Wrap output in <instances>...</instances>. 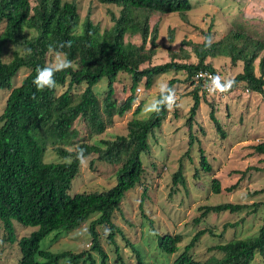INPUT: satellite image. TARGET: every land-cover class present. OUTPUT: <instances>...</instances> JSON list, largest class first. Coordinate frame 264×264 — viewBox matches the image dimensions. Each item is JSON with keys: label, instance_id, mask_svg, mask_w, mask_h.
<instances>
[{"label": "trees", "instance_id": "trees-1", "mask_svg": "<svg viewBox=\"0 0 264 264\" xmlns=\"http://www.w3.org/2000/svg\"><path fill=\"white\" fill-rule=\"evenodd\" d=\"M34 1L35 5L32 6L31 0H0V92H10L6 102L10 117L5 110L0 116V123L6 121L7 127L0 138V231L6 232L7 242L15 243V221L24 227L38 225L41 230L19 242L24 250V264H35L34 249L40 248L44 237L51 232L56 233V238L68 234L97 214L99 217L91 223L89 251L78 255L71 251L60 254L47 251L49 261L44 264H97L94 253L107 257L99 228L106 230L109 227L111 233L105 239L116 246V251L122 250L116 240L120 235L126 241V250L130 249L139 257L138 264H144L141 259L143 250H137L113 220L126 193L141 182L145 168L140 154L148 150V134L161 125L168 109L162 107L148 118L139 119L148 101V98L142 99L141 105L135 108L134 117L127 124L128 136H117L111 140L106 136L108 126L113 125L115 117H122L132 110L138 97L137 87L147 92L164 74L187 76L184 79H171L168 83L170 88L181 83L195 84V77L201 71L219 76L212 62H207L208 59L222 58L233 65L243 64L242 72L231 77L234 84L228 93L245 84V88L252 93L264 95V39L255 37L243 28H232L222 39L214 41L211 31L215 24H212L205 33L206 38L212 40L211 46H206L205 41L197 44L185 41V45H192L191 53L172 52L170 61L155 65L156 56L161 54L157 50L159 25L153 23L156 15L177 13L186 19V14L193 9L191 0H96L100 4L119 8L118 12L110 10L112 25L104 29L99 22L91 19L90 14L81 20L75 0ZM170 38L174 40L173 32ZM60 44L65 47L59 49ZM49 46L63 51L73 66L55 72V89L40 91L33 81L38 68L51 66L48 64V54L55 53L49 51ZM6 47L13 48L9 62L3 58ZM192 58L196 62H190ZM22 70L30 72L20 86L14 87L13 81ZM121 77L125 82H119V85L127 94L126 98L115 96L114 83ZM103 79L109 80V91L101 99L93 88ZM202 81L192 92L198 104ZM66 82H70V90L74 85L78 88L87 85L74 95L71 104L67 93H59ZM224 82L222 79L221 83ZM160 96L161 93L158 99ZM195 115L196 108L191 112L189 124ZM11 119L13 126L7 124ZM77 119L80 120L76 122ZM213 120L218 132L226 138L214 116ZM190 137L193 144L195 138L192 133ZM78 144L77 149H84L87 157L96 154L99 159L125 161L115 187L101 194L84 193L74 197L69 194L71 179L78 164L65 161L75 156L76 152L69 149ZM51 146L64 162H45ZM255 150L264 154V144L257 145ZM200 165L203 171H212L203 149H200ZM173 184L174 187L185 184L182 167L174 174ZM235 186L226 191L232 192ZM212 191L214 194L222 192L218 179L213 180ZM147 192L148 189H145L142 195L141 209ZM262 192L256 191L251 196ZM260 206H264V202L253 203L252 206L234 203L206 205L200 207L201 214L195 222L199 224L204 219L225 213L236 214L248 207H254L252 212H257ZM239 224L227 223L225 229L237 228ZM205 235H215L214 230L207 228L198 231L173 264H252L258 254L264 256V219L257 235L245 239L233 238L216 245L209 249L212 256L200 261L193 249L195 243ZM180 242L181 235H163L159 238V248L163 252L176 253ZM119 258L122 260L121 255Z\"/></svg>", "mask_w": 264, "mask_h": 264}, {"label": "rangeland", "instance_id": "rangeland-1", "mask_svg": "<svg viewBox=\"0 0 264 264\" xmlns=\"http://www.w3.org/2000/svg\"><path fill=\"white\" fill-rule=\"evenodd\" d=\"M78 3V11L81 20L88 14L91 19L100 23L102 29L111 26L112 12H118L119 8L112 5L100 4L96 0H75ZM193 9L186 14V19L179 14L156 15L153 23L159 26L157 50L161 54L155 58L154 63L162 64L170 61L172 52L187 51L191 53L192 45L184 44L190 42L197 44L205 41V33L212 24V40L219 41L232 28H243L255 37L264 39V0H191ZM31 5L35 1L31 0ZM90 11V12H89ZM160 19L159 21H157ZM173 32L174 40L170 35ZM128 40L129 37H126ZM13 48L6 47L3 58L6 62L12 59ZM48 64L56 63L55 54H48ZM190 62H196L192 58ZM212 62L218 75L227 81L242 72L243 64L233 65L228 59H208ZM259 62V61H258ZM29 70H22L15 78L19 86L23 79L28 76ZM186 75L168 73L155 81L154 87L140 94L143 100L148 98L139 119L148 118L153 112L145 109L153 101L158 99L160 85L167 84L171 79H184ZM124 83L125 79L118 78L117 83ZM107 83L97 87L101 92L105 91ZM130 87V86H128ZM120 85L118 84V90ZM175 91L178 97L175 107L170 112L167 121H163L162 127L157 129L150 139L151 152L147 156L142 155L145 173L139 185L126 194L120 210L114 214L113 222L121 228L126 238L141 249V259L144 264H173V261L192 242L198 231L213 229L215 235L203 236L194 245V255L200 261H206L212 256L209 251L212 247L235 239H245L258 234L263 225L264 206H260L257 212H252L254 207L243 209L236 214L225 213L222 216H212L209 220H202L199 224L195 219L200 217V207L206 205H218L224 203L245 204L252 206L253 203L264 202V154H260L255 147L264 143V95L247 92L245 84L231 94L219 96L214 94L204 103L198 117L203 115L205 107L211 110L216 108L218 118L224 133L223 138L218 133L216 126L209 118L205 117L204 126L198 123L196 126V140L190 145L186 122L193 100L190 96L193 89L191 84H177ZM10 92H0V109L5 107V99ZM185 96H190L183 99ZM124 97V96H121ZM102 99L103 96H100ZM4 102V105H3ZM209 102V105H208ZM140 101H137L138 105ZM129 112L123 119L117 118L113 127L106 130L107 138L114 139L117 136L127 134V124L133 117V111ZM1 114V113H0ZM200 149L205 151L206 157L212 166V171L206 173L200 166ZM51 156V155H50ZM89 167V164H88ZM182 167L185 184L174 187L173 176ZM119 166L108 167L97 165L95 171L90 175L85 169V178H80L77 186V177L73 181L70 195L76 192L92 193L101 190L107 191L117 184L116 172ZM116 179V180H115ZM218 179L222 184L221 194L212 192V182ZM236 185V186H235ZM235 186L232 192L227 188ZM110 187V188H109ZM104 189V190H102ZM148 189L143 209L140 208L144 190ZM263 191L251 196V193ZM89 220L79 229L68 234H61L54 241V234L45 238L41 246L48 243L47 249L53 253L71 251L80 254L91 245ZM227 223H240L237 228H227ZM3 230V229H2ZM36 228H26L15 221V232L17 239L29 237ZM101 233V244L107 252V264H138V258L130 249L126 250L125 240L118 235L117 244L122 248L116 251L105 237L111 233V229L99 228ZM181 235L182 242L179 243L177 255H166L164 261L159 259L161 254L156 242L162 235ZM6 232L0 231V264H14L19 255L16 245H10L7 241ZM158 238V239H157ZM120 248V249H121ZM120 253V254H119ZM121 255L122 260L119 258ZM97 264H101L99 255H95ZM252 264H264V256L258 254Z\"/></svg>", "mask_w": 264, "mask_h": 264}, {"label": "clouds", "instance_id": "clouds-1", "mask_svg": "<svg viewBox=\"0 0 264 264\" xmlns=\"http://www.w3.org/2000/svg\"><path fill=\"white\" fill-rule=\"evenodd\" d=\"M205 42H206V46H211V43H212V40L210 39V38H205ZM68 46H70V42H69V44H68ZM59 49H63L64 47H65V45L64 44H60L59 46ZM49 51L50 52H53L54 51V53H55V58H56V63L54 64V65H52V66H44L43 68H38L37 69V75H36V77H35V79H34V81H33V83L35 84V86H36V88H37V90H40V91H42V90H44V89H55L56 87H57V84H56V81H55V79H54V76H55V72H57V71H62V70H65V69H68V68H70V67H72L73 65H72V62L71 61H69V60H67V58H66V54L63 52V51H59V50H54L53 48H52V46H49ZM28 53L30 54L31 53V49H29L28 50ZM175 53H178V52H175ZM159 55H157L156 56V58L158 57ZM157 63H155V65H156ZM200 74H203V76H200ZM205 74H207V75H205ZM208 74H212V77H208ZM17 77V76H16ZM202 80H204V81H202ZM221 80H222V77H220V76H215V75H213V73H211V72H208V71H201L199 74H197L196 75V77H195V84H191L192 85V87H193V89H192V91H191V94H190V96H191V98H192V102H193V106H192V108L190 109V112H189V116H188V120H187V122H186V128H187V130H188V137H189V140H190V145L192 146L193 144H191V137H190V134L192 133L193 134V136H194V138L196 137V126H198V123H200V124H202V126H204V121H205V117L206 118H209L211 121H212V124L214 125V126H216V130H217V132H218V128H217V125H216V122L213 120V116L215 117V119H216V121L217 122H219V125H220V127H221V129L223 130V132H224V129L222 128V126H221V123H220V120H219V118H218V112L219 111H216V108H212L211 110H209V108H207V106L205 107V112H204V116L203 115H201V116H199L198 117V111H201V107H202V105L204 104V103H207V101H208V99L210 100V97H212L214 94H217V95H219V96H223V95H228V94H231L234 90H236L237 88H235L232 92H229L228 93V91L233 87V84H234V81H232V80H227V81H225L224 83H221ZM200 81H202L203 83V86H201L200 88H201V90H200V92H199V95H200V103L198 104L197 102H196V100H195V98H194V96H193V94H192V92H193V90L195 89V87L196 86H198V83L200 82ZM14 82V87L15 86H18L17 84H16V82H15V80L13 81ZM103 83H107V85L105 86V91H103V92H101V93H103V94H98L96 91H99L98 89H97V87L99 86V85H101V84H103ZM118 84L119 83H114V88H115V96H117V97H121V96H124V98H126V96H127V94L123 91V88L122 87H120V89L118 90ZM21 85V84H20ZM19 85V86H20ZM70 82H66L65 83V85H62L61 87H60V89H59V93L60 94H68V102L71 104L72 103V101H73V98H74V95H76L77 94V92L78 93H80L81 91H83L85 88H86V86L87 85H82V86H80L81 88H78L77 86H73V88L70 90L69 88H70ZM160 87V92H161V96H160V98L159 99H157V100H155V101H153L150 105H148L147 107H146V111L147 112H159L160 110H161V108L162 107H166L167 109H168V112H167V114H166V116H165V118L162 120V123H163V121L165 120V121H167L168 120V118L170 117V112L169 111H171V110H173L175 107H180L181 105L180 104H178L177 103V101H178V97H177V94H176V91H175V89L174 88H170L167 84H162V85H160L159 86ZM247 89V88H246ZM93 90L95 91V93L98 95V97H100V96H104L108 91H109V80L108 79H103L100 83H98L96 86H94V88H93ZM143 91L144 90H142V88L140 87H137L136 88V96H138L137 97V99H136V101H135V103H134V105H133V108H134V106H135V108L136 107H138V106H140L141 104V101H142V97L140 96V94L141 93H143ZM247 92H251L250 90H246ZM10 94V93H9ZM190 96H185L183 99H185V98H187V97H190ZM8 99V98H7ZM7 99H5V101L7 102ZM137 101L139 102L140 101V103L138 104V105H136L137 104ZM3 105H4V102H3ZM208 105H209V102H208ZM146 106V105H145ZM133 108H132V110H133ZM196 108V115H195V117L193 118V120H192V123H190L189 124V119H190V117H191V112L194 110ZM5 110V112L8 114V116L10 117V115H9V111L7 110V108H6V103H5V107H2L1 109H0V116H2L3 115V111ZM131 110V111H132ZM136 109H134V111H135ZM131 111H128V112H126L122 117H115L114 118V122L116 121V119L117 118H119V119H123L129 112H131ZM134 111H133V117H134ZM132 117V118H133ZM131 118V119H132ZM16 119V118H15ZM80 119H77L76 120V122H78ZM162 123H161V125L160 126H158V127H155L149 134H148V137H147V140H146V142L148 143V150L147 151H145V152H142L141 154H140V160H141V162H142V165H143V167H144V162L142 161V155L143 154H146L147 153V156L150 154V152H151V147H152V145L150 144V139L153 137V136H155V134H154V132L157 130V129H159V128H161L162 127ZM5 124H6V121H4V122H1L0 123V138H2L3 137V132H4V130L7 128H5ZM7 124H11L12 126H13V120L11 119V121L10 122H8ZM8 125V126H9ZM113 125H114V123H113ZM113 125H111V126H108V128L109 127H113ZM107 128V129H108ZM128 129H127V134L126 135H122V136H128ZM219 133V132H218ZM116 138V137H115ZM114 138V139H115ZM109 139H111V138H109ZM111 140H113V139H111ZM195 140H196V138H195ZM195 140H194V142H195ZM261 144H264V143H261ZM78 146H79V144L78 145H75V147H73V148H71V149H69L71 152H76V154H75V156H73V157H71V158H69L68 160H64V159H61V158H59V156H57L56 155V151H55V148L53 147V146H51V151H50V154H49V157H48V159L45 161L46 163H49V162H67V163H72V164H78V167H77V171L75 172V173H73L74 174V177L71 179V187H70V189H69V194H70V191H71V189H72V185H73V181L76 179V177H77V186H78V188L76 189V190H78L79 189V184H78V181L80 180V178H84V179H86L85 178V169H87L88 170V172H89V174L91 175L94 171H95V166H96V164L99 166V165H102V166H105V167H108L109 165L111 166H113V165H116V166H119V169L117 170V172H116V179H117V183H118V173H119V170L121 169V168H123L124 167V165L126 164L125 163V161H122V162H118V161H115V160H112V159H106V158H104V159H99V157L96 155V154H93V155H91V156H89V157H87V156H85V150L84 149H77L78 148ZM51 155V156H50ZM125 157V156H124ZM125 159H127V161L129 162V159L128 158H126L125 157ZM88 164H89V167H88ZM201 166V165H200ZM145 168V167H144ZM207 173V172H206ZM115 179V180H116ZM141 180H142V178H141ZM185 183H186V180H185ZM117 185V184H116ZM115 185V186H116ZM139 185V184H138ZM137 185V186H138ZM115 186H113V187H115ZM136 186V187H137ZM112 187V188H113ZM110 188V187H109ZM111 188V189H112ZM76 190H75V195H80V194H84L85 192H76ZM102 190H104V189H102ZM110 190V189H109ZM101 190H99V191H97V192H92V193H96V194H101V193H103V192H100ZM108 191V190H107ZM104 192H106V191H104ZM213 192V191H212ZM127 193H129V192H127ZM126 193V194H127ZM214 193V192H213ZM88 194H91V193H88ZM221 194V193H220ZM74 195V196H75ZM74 196H72V197H74ZM126 196V195H125ZM123 202V201H122ZM122 204V203H121ZM99 217V215H93L89 220H93V221H95L97 218ZM88 220V221H89ZM88 221H86V222H84L83 224H85V223H87ZM92 221V222H93ZM91 222V223H92ZM82 224V225H83ZM81 225V226H82ZM80 226V227H81ZM80 227H78V228H76V229H74V230H77V229H79ZM26 228H36V230L35 231H33L32 233H31V235L29 236V237H27V238H30L31 236H32V234L33 233H35V232H37V231H39V230H41V228L38 226V225H35V226H29V227H26ZM90 228H91V224H90ZM74 230H72V231H74ZM72 231H70V232H72ZM69 232V233H70ZM52 234H54V241H56V239L58 238H56V233L55 232H51L50 234H48L46 237H44L42 240H41V242H40V248L39 249H34V260H35V264H44V263H46V262H48L49 261V258H48V256H47V254H46V252L47 251H50L49 249H47V247H48V243L45 245V246H41V243H42V241L45 239V238H47L48 236H50V235H52ZM165 235H168V234H165ZM163 236V235H162ZM120 237H122V236H120ZM23 238H25V237H22L21 239H17L16 240V242L15 243H11V242H8L10 245H16L17 247H18V250H19V255H18V258L16 259V261H15V263L14 264H24L25 262H26V259H23V253H24V250H22L21 249V247H20V245H19V242L23 239ZM159 238H160V236H159ZM158 239V238H157ZM126 242V241H125ZM156 244H157V247H159V240H158V242H156ZM91 249V245H90V247H89V249H86V251H89ZM159 250H160V248H159ZM52 252V251H51ZM106 252V251H105ZM160 252H161V254H159V259L160 260H162V261H164V259H165V254L168 256V255H174V256H178L177 255V253L178 252H176V253H171V252H169V253H167V252H163V251H161L160 250ZM82 253H84V252H82ZM82 253H80V254H82ZM54 254H60V253H54ZM75 254V253H74ZM97 253H94V256L96 255ZM106 254H107V252H106ZM78 255V254H77ZM99 255V254H98ZM99 258H100V260H101V264H103V262L102 261H105V263L104 264H107V260H108V256L105 258V257H103V256H100L99 255ZM178 258V257H177ZM176 258V259H177ZM95 259H96V263H97V258H96V256H95ZM175 259V260H176ZM175 260L173 261V263L175 262ZM0 262H1V260H0ZM139 262V261H138ZM137 262V263H138Z\"/></svg>", "mask_w": 264, "mask_h": 264}, {"label": "built area", "instance_id": "built-area-1", "mask_svg": "<svg viewBox=\"0 0 264 264\" xmlns=\"http://www.w3.org/2000/svg\"><path fill=\"white\" fill-rule=\"evenodd\" d=\"M207 75V74H205ZM200 76H203V74H200ZM208 77H212V74H208Z\"/></svg>", "mask_w": 264, "mask_h": 264}]
</instances>
